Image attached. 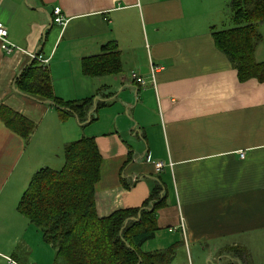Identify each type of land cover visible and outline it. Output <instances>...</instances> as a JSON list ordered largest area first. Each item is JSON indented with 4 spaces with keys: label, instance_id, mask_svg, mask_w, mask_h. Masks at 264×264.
Wrapping results in <instances>:
<instances>
[{
    "label": "crops",
    "instance_id": "0c3cea01",
    "mask_svg": "<svg viewBox=\"0 0 264 264\" xmlns=\"http://www.w3.org/2000/svg\"><path fill=\"white\" fill-rule=\"evenodd\" d=\"M229 1L0 0V22L17 47L6 53L0 42V225L9 213L18 226L25 223L23 232L0 235V247L8 245L0 249L5 264L6 257L32 264L23 253L31 252L26 234L36 226L17 206L32 175L60 168L64 147L82 137H92L102 157L95 184L100 217L140 207L161 186L159 228L142 251L173 247L174 259L190 249L219 264L222 258H209L237 249L226 264H264V82H240L215 45L213 30L234 26ZM55 7L65 25L55 21ZM258 29L261 62L264 21ZM110 41L120 51L121 72L84 74L82 61ZM31 53L48 59L42 66L55 97L91 98L85 121L16 88ZM11 111L33 124L28 137L6 126ZM155 161L165 163L162 170Z\"/></svg>",
    "mask_w": 264,
    "mask_h": 264
},
{
    "label": "trees",
    "instance_id": "16d2710c",
    "mask_svg": "<svg viewBox=\"0 0 264 264\" xmlns=\"http://www.w3.org/2000/svg\"><path fill=\"white\" fill-rule=\"evenodd\" d=\"M234 26L213 30L218 49L237 70L240 82L256 78L264 82V61H257L255 51L262 41L258 29L264 21V0H230ZM122 70L117 43L102 46L98 55L82 61V71L91 76L115 75ZM16 88L40 100L50 101L65 117L74 111L82 121L91 107V98L64 102L53 94L49 73L36 61L23 68L15 79ZM68 111V112H66ZM6 126L24 138L33 124L22 115L10 112ZM102 157L92 137H82L64 147L60 168L42 167L31 177L17 210L30 224L39 228L44 241L55 250V261L63 264H169L173 247L144 252L142 244L158 230L156 210L163 206L161 186L138 208H128L100 217L95 203V184L100 178Z\"/></svg>",
    "mask_w": 264,
    "mask_h": 264
},
{
    "label": "rangeland",
    "instance_id": "374dc122",
    "mask_svg": "<svg viewBox=\"0 0 264 264\" xmlns=\"http://www.w3.org/2000/svg\"><path fill=\"white\" fill-rule=\"evenodd\" d=\"M54 161H57L56 158ZM57 165V163H56ZM7 205H5V209H6ZM18 213V212H17ZM9 214H7L2 220V222H4L3 224L1 223L0 225V235H3V237H8V236H14L16 233H18L19 231L23 232V227L25 225V223L23 222V225L19 223L18 224L15 222L17 221L18 217L15 219L13 216L10 217ZM23 217V216H22ZM25 218V217H24ZM23 218V219H24ZM26 223L29 221L25 218ZM9 226H13L15 227H9ZM18 227V228H16ZM32 231L29 230L28 233L26 234V238L28 240V243L30 244V251L31 252H25L23 254H25L24 256H26L27 258H29V262L34 264L35 260L37 259V264H63L62 260H58L57 262L55 261V250L52 246H49V244H46L45 242H43V240H41V238L38 239V234H36L34 231V229L38 230L39 235L41 236V231L39 230V228H34L32 226ZM24 241H26L24 239ZM27 242V241H26ZM8 245H6V247H0V249H5L7 248ZM187 252V256L186 254H183L182 252L179 253H175V257L172 261L171 264H180V263H184V264H190V261H195L197 258L201 261V263H206L207 264V259H204L203 256H198L196 255L195 251L193 250L191 253V250L188 249L186 250ZM239 252V250L237 249H231L228 251H224V253H222L224 256L220 257L221 255L219 253H217L216 255H214L213 257H210V263H213V258H222V260L219 262V264H226V255L227 256H232L235 255ZM0 262L1 264H5V259L3 257H0ZM252 264V261H251Z\"/></svg>",
    "mask_w": 264,
    "mask_h": 264
},
{
    "label": "built area",
    "instance_id": "2783aa9c",
    "mask_svg": "<svg viewBox=\"0 0 264 264\" xmlns=\"http://www.w3.org/2000/svg\"><path fill=\"white\" fill-rule=\"evenodd\" d=\"M54 14H55V21L61 25H65L66 24V20L64 19V17L61 14V9L60 7H55L54 8ZM7 36H8V30L6 28V26L0 22V42H1V48L2 50H4L6 53H11L14 51V49H16L17 47L15 45H13L12 43H10L7 40ZM31 60H34L36 62H39L41 65H45L48 62V59L44 58L42 55L37 54V53H31L29 54ZM156 68L154 65L151 67V71L152 74L154 76L155 72H156ZM132 76L135 77V79H138L139 83H143L142 79L137 77L136 74H133ZM241 156H243V153H241ZM151 159L149 157H147V161H150ZM155 168L157 171H160L163 169V167L165 166V163L163 161H155L154 162ZM8 264H17L13 259L6 257Z\"/></svg>",
    "mask_w": 264,
    "mask_h": 264
}]
</instances>
